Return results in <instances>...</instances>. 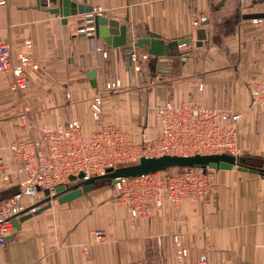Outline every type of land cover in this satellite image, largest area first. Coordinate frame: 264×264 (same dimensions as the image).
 Instances as JSON below:
<instances>
[{
	"label": "crops",
	"instance_id": "obj_1",
	"mask_svg": "<svg viewBox=\"0 0 264 264\" xmlns=\"http://www.w3.org/2000/svg\"><path fill=\"white\" fill-rule=\"evenodd\" d=\"M76 1L126 25L131 39L154 32L166 43L190 42L155 61L149 55L135 73L123 48L107 45L90 29L79 31L76 21L84 15L64 22L46 9L56 0L46 6L37 0H0V41L10 43L14 61L29 52L38 65L25 70L24 105L10 91L9 76L0 72V159L9 172L8 180L0 178V203L26 177L12 143L71 120L80 123L82 134L99 123L155 134V108L166 100L243 109L237 125L240 156L264 163V108L251 105L250 94L264 70V18H244L264 12V0ZM197 19L200 25L194 27ZM132 49L146 52V46ZM115 80L119 86L104 90ZM97 92L102 98L99 120L90 108ZM209 174L217 184L205 200L184 199L176 206L165 202L148 217L130 216L108 180L65 202L53 198L49 207L15 218L18 228L13 226L0 247L2 264H177V234L189 264L201 253L207 264H264V176L236 166ZM44 198L43 192L39 201Z\"/></svg>",
	"mask_w": 264,
	"mask_h": 264
},
{
	"label": "built area",
	"instance_id": "obj_2",
	"mask_svg": "<svg viewBox=\"0 0 264 264\" xmlns=\"http://www.w3.org/2000/svg\"><path fill=\"white\" fill-rule=\"evenodd\" d=\"M263 18H251L253 22ZM201 19L193 20L194 27ZM87 28H79L84 31ZM30 44L29 40L25 41ZM187 43L178 47H186ZM106 56V51L102 52ZM149 55L131 50L130 61L133 72L143 69L142 63ZM36 69L29 52L19 53L13 60L8 41H0V72L10 78L9 89L19 97L27 83L26 68ZM118 80L107 82L104 90L119 86ZM251 105L264 108V70L259 80L251 87ZM101 92L90 102L91 114L95 120L101 115ZM26 109V107H25ZM158 132L123 129L111 124L99 123L88 134H82L80 123L71 120L65 127L41 131V136H28L12 143L9 147L19 169L26 172L17 188L0 203V247L12 230V219L32 211L45 190L51 196L54 187L68 181L70 175L84 174V178L102 174L106 168L134 163L142 156L162 154H218L229 153L240 156L237 145V125L244 115L243 109L228 110L201 106L193 101L173 103L169 100L155 108ZM208 168L176 167L121 178L114 184L115 198L132 217H148L154 209L165 202L178 205L184 199L205 200L216 187V180ZM0 178L9 179V172L0 159ZM177 264H189L188 254L180 235H174ZM0 264H2L0 258ZM194 264H207V256L201 253Z\"/></svg>",
	"mask_w": 264,
	"mask_h": 264
},
{
	"label": "water",
	"instance_id": "obj_3",
	"mask_svg": "<svg viewBox=\"0 0 264 264\" xmlns=\"http://www.w3.org/2000/svg\"><path fill=\"white\" fill-rule=\"evenodd\" d=\"M38 3L46 6L49 0H37ZM57 4L53 7L46 6L47 10L51 13L60 15L64 22L68 17L76 15H84L77 19L80 28L83 21L93 31L96 38H103L107 45L112 47H121L128 55L130 60V53L132 47L141 48L146 46V53L153 58L162 57L165 54H174L176 45L190 42V38H181L177 41L166 43L159 34L149 32L145 36H135L134 39L130 38L128 27L126 25H119L116 20L110 19L104 15L94 13L91 5L78 3L76 0H56ZM244 18H264V12H253L244 15ZM200 33H204L200 30ZM131 62V61H130ZM91 78V83H94V73L90 71L87 74ZM236 166L239 170H250L258 172L264 176V163L257 166L245 164L241 161V156H234L229 153L218 154H191V155H178V154H162L159 156H142L134 163L119 165L117 167L106 168L102 174H96L84 178V174L80 172L78 175H70L67 182L58 184L54 187V193L50 196L49 191L45 190V198L38 201L32 211L27 210L20 219L31 215V212L43 210L50 206V200L56 198L58 202H65L75 196L80 195L91 189L98 181L108 180L113 185L121 178L132 177L145 173H151L159 170H165L176 167H194V168H208V169H228ZM14 227L18 228V220L12 219Z\"/></svg>",
	"mask_w": 264,
	"mask_h": 264
},
{
	"label": "trees",
	"instance_id": "obj_4",
	"mask_svg": "<svg viewBox=\"0 0 264 264\" xmlns=\"http://www.w3.org/2000/svg\"><path fill=\"white\" fill-rule=\"evenodd\" d=\"M241 161L245 164L257 166L259 164V159L256 157H241Z\"/></svg>",
	"mask_w": 264,
	"mask_h": 264
},
{
	"label": "rangeland",
	"instance_id": "obj_5",
	"mask_svg": "<svg viewBox=\"0 0 264 264\" xmlns=\"http://www.w3.org/2000/svg\"><path fill=\"white\" fill-rule=\"evenodd\" d=\"M136 73H138V72H136ZM148 77V76H147ZM132 129V128H131ZM136 130V129H135ZM148 131V130H147ZM149 132V131H148ZM104 183H107V182H104ZM116 190H115V188L113 189V191H112V195L113 196H115V194H116V192H115ZM116 199V198H115Z\"/></svg>",
	"mask_w": 264,
	"mask_h": 264
}]
</instances>
